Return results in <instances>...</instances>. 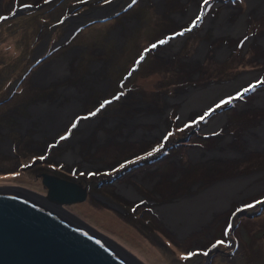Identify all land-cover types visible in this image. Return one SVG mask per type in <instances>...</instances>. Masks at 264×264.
I'll list each match as a JSON object with an SVG mask.
<instances>
[{"label":"rangeland","instance_id":"1","mask_svg":"<svg viewBox=\"0 0 264 264\" xmlns=\"http://www.w3.org/2000/svg\"><path fill=\"white\" fill-rule=\"evenodd\" d=\"M9 1L13 4L10 9L12 15L28 0H17L19 5H16V0H3L4 3ZM40 1L32 0L29 4L38 6L46 3L40 9L28 10L5 21L0 19V112L12 122L0 124V147L8 150H0V157L9 159L0 160V188L18 187L47 196L43 179L41 181L29 171L32 167H41L42 163L52 162V157L48 156L52 147L77 150L79 144L81 160L72 171L79 166L81 175L89 173L81 185L83 188L87 184L92 185L96 201L65 205V209L112 239L143 264H264L263 187L251 195L242 190L237 180L213 186L212 194L216 193L217 200L224 201L222 192L227 188H230V193L234 192L227 197V205L216 211H228L233 202L234 207L230 211L215 217L212 229L216 235L209 240L216 242L214 247H225V254L205 250L206 259L197 254L201 253L199 250L211 233L200 230L204 227L202 222H212L213 207L206 219L188 229H185V220H188L186 209L182 211L181 220L173 222L165 214L167 208L184 205L182 201L201 195L186 196L197 193L191 188L192 172L211 168L210 162L215 164L214 161H229L227 158L239 156H226L225 146L219 147L222 156L214 158L196 150L194 144H200V141L195 137L194 125L187 118L194 119L200 113L222 116L226 126L227 120L242 124L250 112L264 110V103L256 105L261 101L260 95L264 94V81L259 82L264 74V58L260 56L264 57V25L262 28L256 25L264 18V0H248V5L244 0ZM248 12L251 14L246 16ZM2 14L0 7V16ZM241 19L245 23L236 31L234 26ZM249 24L258 28L248 29ZM246 30L247 37L244 36ZM252 35L261 38L249 42ZM255 47L260 55L254 51ZM55 48L57 53L52 52ZM200 52L206 53L202 59L197 57ZM242 62L262 65V69L256 70H262L260 76L252 73L254 67L235 71ZM36 84L49 87L45 99L25 97L24 92ZM10 86H17L16 95H13V90L8 91ZM9 94L14 98L11 99ZM60 95L62 100L58 99ZM76 95L78 99L79 95L84 98L76 100ZM75 101L82 102V108L98 113V118L103 121H96L88 134H85L86 129H80L78 141L75 139L60 147V141L70 136L64 130L67 125L52 128L48 122L50 119L57 121V116ZM173 104L180 109V119L186 125L184 129H180L179 124H170V106ZM194 104L201 108H193ZM244 104L252 105L250 109L256 111L244 109ZM106 105L112 111L108 115ZM263 110L258 111L264 113ZM77 116L78 120L90 119L84 109H79ZM92 119L94 122L95 118ZM29 124L32 126L26 128ZM67 124L70 129L79 125L73 121ZM63 130L64 134L56 141L53 134ZM221 131L238 135L232 126ZM221 131L217 135H221ZM153 133L165 137L160 148ZM185 143L187 145H183ZM237 145L241 146L239 142ZM184 148L192 149L187 158L183 157ZM107 149L113 157L105 161L101 153ZM244 150L246 152L248 148ZM97 155L101 161H96ZM245 161L247 159L241 158V162ZM115 162L122 166L119 165L121 170L137 168L134 174L128 178L125 176L126 181L121 179L120 183L138 176H141L140 180L146 176L148 179L160 178L156 182L151 180L149 185L152 188L140 183L137 186L140 198L128 201L131 199L128 197L124 203L105 194L109 191L108 186L114 187L110 176L114 171L99 169L110 164L113 166ZM232 163L236 164V161ZM152 167L160 169L148 172ZM61 168L71 170L65 164ZM96 168L101 172L94 177L92 172ZM246 170L242 168L240 171ZM256 172L248 174H253L255 183L263 182L249 184L250 187L264 183V174ZM248 174L244 172V175ZM132 187L135 189L134 184ZM174 189L176 191L172 193ZM193 222L190 220L189 224ZM231 224L237 225L236 230ZM227 228H231L233 235L226 233ZM246 232L255 249L252 254L249 250L242 251L243 243L248 242ZM150 247L158 252L152 258L154 260L148 256ZM213 258H216L214 262Z\"/></svg>","mask_w":264,"mask_h":264},{"label":"flooded vegetation","instance_id":"2","mask_svg":"<svg viewBox=\"0 0 264 264\" xmlns=\"http://www.w3.org/2000/svg\"><path fill=\"white\" fill-rule=\"evenodd\" d=\"M31 1L32 0H28L26 5H29ZM19 4L20 3L17 1L16 5H19ZM11 5H13V4H11L10 1L4 3L3 0H0L1 13H3L0 16V19H2L3 17L11 15V13L13 12V11H10ZM26 5L23 4L22 6L24 7ZM5 11L7 12V14H4ZM256 25H258V27L262 28V26L264 25V18H263L262 22H259ZM258 27H253V28H255L254 30H256ZM251 28H252L251 25H249L248 29H251ZM246 33H247V30H246V32L244 34L246 35ZM233 35H235V34H233ZM254 37H259V36H254ZM259 38H261V37H259ZM259 45L261 47H263L261 44H259ZM255 50H256L257 54H259V51H257L256 47H255L254 51ZM56 51H58L57 48L52 50V52H54V53H57ZM260 56L262 58H264L262 55H260ZM255 65H256L255 63H251L250 62L246 66H255ZM16 87L17 86H10V88H8V91L10 92L11 90H13V93H14L13 95H16V93H17ZM29 87H30V85H29ZM69 87L74 88V86H68V88ZM48 88L41 87V86L36 84L35 87H33V88L30 87V90L25 91L24 94H25V97H30L31 96L32 99L43 100L46 97L45 95H47ZM67 89H66L65 92L70 90V89H68V90ZM21 91H24V90H21ZM9 97H11V99L14 98V96H11L10 94H9ZM79 98L81 99V95H79ZM58 99L62 100L63 97H61V95H60V97ZM76 102L77 103L69 105L70 107L71 106L73 107V113L71 114V116L68 117L67 121L64 122L65 124L62 125V126L67 125L64 130H66L70 134V136L68 135V137H66L65 140L60 141V143L58 144V146H60V147H61V145L63 143H64L63 146H67L69 143L74 142L75 139L76 140L79 139L80 138L79 134L81 133L80 129L83 128V124L86 123V122L93 123V121H91V120H93L92 118H95L94 123L96 121H103V120H100L98 118L99 117L98 113L90 112L86 108H84V107L82 108V106H81L82 102H78V101H76ZM173 105L170 106L171 107L170 116H171V119H172L170 121V124L171 125L179 124V125H181L180 129H184L186 127V125L183 123L184 121H182L180 119V116H181L180 109H177L175 104H173ZM247 105H248V108L246 110H252V111L255 110V109H250V108H253L252 105H249V104H247ZM253 105H255V104H253ZM79 109L80 110L84 109V112L86 114L90 115V119H86V120L85 119H80V120H78L79 116H77V114L79 113ZM258 110H263V109H258ZM258 110L257 111L255 110L256 112H253V113L250 112L249 114H247V118L248 119L245 121V123L241 124L240 122H234V121H232L230 119L229 121L227 120L225 122L227 124L226 126H225L224 120H223L224 117H222V116H219V117H217V116H208V115H205V114L202 115L200 113L198 115V117H195L194 119L193 118H189V117L187 118L188 122L194 125L195 137L197 138V141H200V144H197V143L194 144L196 150L206 152L207 154L211 155V158H214V157H220L222 152L220 151L219 147L220 146H225L226 147V151H227V155L226 156L238 155V154H239V156H238V158H235V159L227 158V159H229V161L231 160L230 162L227 161V160H223L222 162L214 161L215 164H212L213 162H210V166L213 165L211 168H206V169L203 168L201 170H196V171L192 172L191 175H190V180L193 181L192 182L193 186L191 188H192V191H196L197 190V193L192 192L193 194H188L186 196H197L200 193L203 194L207 189L208 190L211 189V188L214 189V187H213L214 185L221 184L223 182H227V181H230V180H237L238 183H240V185L242 187V190L246 194L251 193V195H252V194L255 193V192H253V188L255 186L254 187H250L249 184L250 185L251 184L255 185V184L263 182V180L261 182L255 183L254 181L256 179L252 176L253 174H248V173L257 171L256 173L262 172L264 174V140H263V135H264V113L263 112L261 113ZM109 111H111V107L106 105L105 106V112L107 113V115L109 114ZM193 111H194V109H193ZM95 114H97V117L95 116ZM158 116H160V115H158ZM5 117H6L5 113H1L0 112V124L7 125V123H12L10 120L7 121ZM255 117H257V118L255 120H253ZM218 119H220L221 122L216 123V121ZM233 119L237 120L236 118H233ZM24 120L30 121L29 119H24ZM83 120H85V121H83ZM106 120H107V118H106ZM112 120L113 119L111 118V121ZM72 121H73V123L79 124V125H76L75 127H72V129H70V126H68L67 123H70ZM81 121H83V122H81ZM210 121H213L212 125H209ZM193 122H195V123H193ZM158 125H159V128H160V124L159 123H158ZM31 126H32V124L30 126H27L26 128L31 127ZM229 126H232L233 128L236 129V132L238 134L237 136H235L234 134L232 135L231 133L226 134V132L221 131V129H223V128L224 129L225 128L228 129ZM59 127H61V126H59ZM92 129L93 128H91V130ZM123 129H125V128H123ZM64 130L62 132L61 131L56 132L55 134H53L52 137L55 138L56 141H58L61 138V135L64 134ZM239 130H241V131H239ZM260 130H262V132H260ZM87 131H88V128H87ZM220 131L222 132V133H220L221 135H217V133L220 132ZM207 132H210V133H207ZM74 133H78L76 135V137L72 136ZM153 135L156 136L155 133H153ZM35 136L36 135H34L33 137H35ZM160 136L161 135L156 136V140H154L156 143H159L158 144L159 148H160V146L163 145V143H164L163 141L165 139L164 136L163 137H160ZM90 137H92V135ZM190 139H192V138H190ZM237 142L240 143V145H241L240 147H238ZM83 143H85V140L83 141ZM183 145H187V143H185ZM189 145H191V144H189ZM231 145H233V146H231ZM77 146H78L77 150H76V148L68 149V150H56L54 147H52L51 151L48 153V156L52 157V162L48 161L49 163L47 165L42 163L40 165L41 167H32V170H30L29 173L30 174L34 173L35 175H37L38 178H40L41 181L43 179V174H48V175H51V176H53L55 178H58V179H63V180L69 181V182L77 183L87 193V198H86L85 201H87V200L96 201L95 198H94V189H93L92 185L90 186V184L89 185L87 184L86 186H84V188L81 185L84 181H86V176L89 175V173H83L81 175L82 171H78L79 166L76 169V171H74V170L72 171V169L77 166L78 161L81 160L80 157L82 155V151H80L79 144ZM9 148L12 149V147H9ZM247 148H248V150H246V152H245L244 149H247ZM181 149L182 148H180L179 150H181ZM0 150L4 151V152H8L6 147H0ZM243 150H244L245 153H242ZM191 151H192L191 148H184L183 157L187 158V153L189 155ZM101 154H102L101 158H104L102 160H105V161L107 159L111 160L110 158L113 157V156H111L110 149H107L105 151V153H101ZM114 154H115V151H114ZM254 154H256V155H254ZM255 156H256V160L254 159ZM97 158L98 159H96V161L97 160L101 161V158L98 155H97ZM241 158L247 159V161L241 162ZM159 159H157V161H159ZM192 159H193V157H192ZM0 160L8 161L9 159H3L2 157H0ZM115 161H117L116 154H115ZM200 161H202V160H200ZM233 161H236V164H233L232 163ZM228 163H232V165L229 166V165H227ZM64 164L67 165V168L71 167V170H70V168H68V171L67 170L64 171L61 168V165H64ZM117 164L118 163L115 162L113 164L114 167L111 166V164H110L111 167L106 165V166H103V167H101L99 169H102V168L109 169L111 171V173L114 171L113 174H110V176H111V184H113L114 187L113 186H108L109 187V191H108V193L105 192V194H107L108 197L116 198L117 200L123 201L124 203H126V201L128 200V197H131V199H129L128 201L138 200L140 198V196H139V194L137 192V190H138L137 186L140 183H142L145 187L152 188L153 186L149 185L151 183V180H154L156 182L160 178V176H159V178H157V179H148V177L144 173V177L146 176L144 180H140L141 176H138V177H135L133 180H131L129 178V180H130L129 182L120 183L121 179H123V181H126L125 176H126V178H128V175L131 176L132 174H134L137 171V168L128 169V170H125V169L121 170L120 167L122 168V166L119 164L120 165V167H119V165L117 166ZM44 166H46V167H44ZM138 167H140V166H138ZM242 168H243V170H245V169H247V170L246 171H240ZM248 168H252L253 170H248ZM159 169L160 168L152 167L151 169L148 170V172H150L152 170L159 171ZM93 170L94 171L92 173H93L94 177H97L99 175L98 172H101V171H98L97 168L93 169ZM38 171H39V173H37ZM132 171H133V173H132ZM244 172H247L248 175H244ZM262 178L263 177H261L259 179H262ZM134 181L136 183H138V184H136ZM200 181L205 182V183L209 182V184H201ZM131 183L134 184L135 189L132 187ZM206 185H209V187H207ZM263 186H264V183H263ZM123 187H126V189L125 190L122 189ZM193 187H196V188L193 189ZM198 190L201 191V192H199ZM130 191H132L133 193H131ZM175 191L176 190L174 189L172 191V193H174ZM258 191H261V190H258ZM46 192L48 193V189L46 190ZM175 199L180 200L182 198H179V199L175 198ZM189 199H192V198H189ZM186 200H184L182 202H185ZM219 200H220V198H219ZM228 200H229V198H226V202H225L224 206L227 205V201ZM232 203L230 204V208H229L228 211H230L232 209V206H233ZM222 208H223V205H221L220 209H222ZM216 211H218V210L215 209L214 212H213L214 214L213 213H212L213 215L211 214L212 222L210 224H207V222L206 223L205 222L201 223L204 227L201 228L200 232L205 230L206 232H211L213 234L212 237H209V235L211 233L207 235V239H206L204 247L201 248L198 245L199 248H201L199 250L201 253H197V254H199V257H202L203 259L207 258V256H205V253H204L205 250H209V251L216 250L220 254L221 253H223V254L227 253V249L224 250L225 247L221 246V244H224L223 241H222V243L220 242L221 244H219L221 246V248L220 247H214V245H216L215 241L212 240V241L209 242V240H211L216 235L214 230L212 229V223L215 220V217L225 215L228 212V211H225V212L219 213V212H216ZM154 215H155V213H154ZM154 215H153V217H155ZM230 217H231V215L229 216V218ZM156 218L159 221L158 216ZM233 220H231V222ZM236 222H237V219H236ZM236 226H233V224H231V227H233V229H235V230H236ZM226 233L229 234V236L233 235V232H232L231 228H227ZM246 237H247V241L248 242L247 243H243L242 251L249 250L251 252V254H252L255 251V249H254V246L252 247V244H251L252 243V241H251L252 239H251V237H249V234L247 232H246ZM198 243H199V241H198ZM213 248H215V249H213ZM213 256H214V254L212 255V257ZM215 259L216 258H213V262L215 261ZM208 264H210V263H208Z\"/></svg>","mask_w":264,"mask_h":264},{"label":"water","instance_id":"3","mask_svg":"<svg viewBox=\"0 0 264 264\" xmlns=\"http://www.w3.org/2000/svg\"><path fill=\"white\" fill-rule=\"evenodd\" d=\"M45 4L24 6L1 20ZM43 184L47 196L0 188V264H143L65 209L86 200L80 185L48 174H43Z\"/></svg>","mask_w":264,"mask_h":264},{"label":"bare ground","instance_id":"4","mask_svg":"<svg viewBox=\"0 0 264 264\" xmlns=\"http://www.w3.org/2000/svg\"><path fill=\"white\" fill-rule=\"evenodd\" d=\"M194 9H196V6H194ZM251 9V8H250ZM256 9V7L253 9V11ZM248 14H251V12H249ZM244 20L241 19L240 22H238L235 26H234V29L236 31H239L241 26L244 24ZM248 24V22L246 23ZM263 40H261L260 42H262ZM206 53L204 52H200L198 53L197 57L202 59L203 57H205ZM204 55V56H203ZM261 97V101L259 102H256V105H259V104H262L264 103V94H261L260 95ZM84 98V97H83ZM78 99L77 98V95L75 97L76 100H79V101H82V99ZM74 103H77L76 101ZM193 108L195 109H199L201 108L199 105H196L194 104L192 106ZM72 106L71 107H68L61 115H56L57 116V121H53L52 119H50L51 123L48 122V124H51L52 128H56V127H59V126H62L64 125L69 117V115L71 116L72 114ZM248 107L246 105H244V109H247ZM188 109H191L188 108ZM48 114V112L46 113ZM49 116V115H48ZM153 117H158V116H153ZM159 118H161L159 116ZM58 122V123H57ZM221 122L220 119H218L216 121V123H219ZM94 125V122L93 123H89V122H86L83 124V128L86 129V133H88V131L91 130L92 126ZM48 128V126H46ZM87 128H88V131H87ZM260 132H262V130H260ZM11 147V145H10ZM229 155V154H228ZM222 156V155H220ZM245 183V182H244ZM263 187V188H262ZM260 188L264 189V186L263 185H256L254 188H253V191H258L260 190ZM122 189H126V187H123ZM256 189V190H255ZM128 191V190H127ZM131 193H133L132 191H130ZM214 192V190H211V192H206L204 194H201L198 198H192V199H187L184 203V205L180 204L179 206H171L170 208H167V213L166 216L169 220H171L172 222L173 221H177L176 219H180L181 220V217H182V211H184V209H186V213L187 214V217H188V220H185L186 221V228L185 229H188V228H191V227H194L196 226L197 224H199L200 222H202L204 219H206V217L210 214V211L212 209H210L211 207H213L214 209L216 210H219L221 205H224L225 202H226V198L229 196V195H232L234 192L232 190V192L230 193V188H227V190L225 192H222V196H224V201L222 199L220 200H217V197L215 196L216 193L212 194ZM202 212H200V210ZM170 215H169V214ZM191 213V214H190ZM190 220H194L193 224H189V221ZM179 230H182L179 228ZM148 256L152 259V258H155V255L156 253H158L157 251H155V249L151 248L148 250ZM154 260V259H152Z\"/></svg>","mask_w":264,"mask_h":264},{"label":"clouds","instance_id":"5","mask_svg":"<svg viewBox=\"0 0 264 264\" xmlns=\"http://www.w3.org/2000/svg\"><path fill=\"white\" fill-rule=\"evenodd\" d=\"M248 1V0H247ZM249 4V1L247 2V5ZM249 13V12H248ZM250 14H246V16H249ZM248 25V24H247ZM250 25V24H249ZM249 27V26H248ZM245 37H247V33H246V35H244ZM254 39H259V37H254V36H251V38L250 39H248V41L249 42H251L252 40H254ZM248 58H249V56H247ZM250 63V62H249ZM249 63H247V62H244L243 64H241V65H243V66H246L247 64H249ZM255 66H257V67H254V69H255V71L254 72H252V73H256L257 75H259L260 76V73L262 72V70H260V71H256L257 70V68H260V69H262L263 68V66L262 65H258V64H256ZM250 74V73H249ZM252 81H258V80H252ZM264 81V74L262 73V76H261V78H259V82H263ZM245 88V87H244ZM245 105V104H244ZM247 107H248V105H246Z\"/></svg>","mask_w":264,"mask_h":264},{"label":"crops","instance_id":"6","mask_svg":"<svg viewBox=\"0 0 264 264\" xmlns=\"http://www.w3.org/2000/svg\"><path fill=\"white\" fill-rule=\"evenodd\" d=\"M243 63V62H242ZM245 67H257V66H243V65H240V66H238V67H235V68H237V69H235V71H239V70H241V69H244ZM252 80H254V79H252ZM241 87V86H240ZM244 87V86H243Z\"/></svg>","mask_w":264,"mask_h":264},{"label":"trees","instance_id":"7","mask_svg":"<svg viewBox=\"0 0 264 264\" xmlns=\"http://www.w3.org/2000/svg\"><path fill=\"white\" fill-rule=\"evenodd\" d=\"M44 0H42V1H40V3H42ZM38 2H39V0H38Z\"/></svg>","mask_w":264,"mask_h":264}]
</instances>
